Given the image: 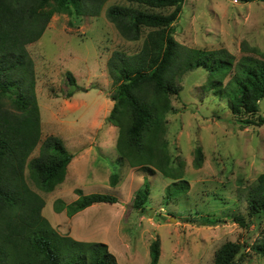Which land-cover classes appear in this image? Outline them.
<instances>
[{
  "label": "rangeland",
  "instance_id": "obj_1",
  "mask_svg": "<svg viewBox=\"0 0 264 264\" xmlns=\"http://www.w3.org/2000/svg\"><path fill=\"white\" fill-rule=\"evenodd\" d=\"M112 6L130 4L109 0L94 17L74 11L56 13L43 37L28 46L36 69L40 134L22 137L19 160L29 203L24 217L33 220L29 208L34 206L37 218L45 217L59 234L105 244L119 264H151L150 247L158 239L159 264H215L217 251L228 242L243 246L235 264H264V258L251 249L264 240V215L251 217L247 201L249 190L264 172V126L242 124L245 117L234 116L225 99L205 91V70L183 75L180 95L172 98L175 112L168 115L170 154L186 163L190 190L175 192L169 200L166 189L172 180L119 165L118 129L108 122L114 86L107 63L117 52L138 53L145 36L140 41L126 40L107 17ZM174 27V38L183 48L225 49L237 60L252 53H246L244 46L264 54L261 2L185 0ZM259 116L264 118V100ZM49 137L60 138L76 156L65 182L44 193L30 181L28 164ZM198 148L205 158L200 169L194 167ZM72 168L80 170L79 179L76 172L69 173ZM113 175L119 178L116 186H111ZM143 185L150 187V197L141 212L133 203ZM78 189L87 195H112L119 202L89 207L74 221L67 212H55V202L72 203L78 199ZM236 216L249 225L235 222Z\"/></svg>",
  "mask_w": 264,
  "mask_h": 264
},
{
  "label": "trees",
  "instance_id": "obj_2",
  "mask_svg": "<svg viewBox=\"0 0 264 264\" xmlns=\"http://www.w3.org/2000/svg\"><path fill=\"white\" fill-rule=\"evenodd\" d=\"M108 1L0 0V264H119L107 245L59 234L45 217L37 218L34 206L29 208L33 220L24 217L29 206L27 180L19 160L23 134H40L36 69L28 46L43 37L54 14L74 11L78 16H99ZM126 1L130 6L110 7L108 19L126 40L145 38L138 53L117 52L107 63L114 86V107L108 122L118 129L119 165L127 164L149 176L160 173L172 180L173 185L166 189L171 200L175 192L190 190L185 180L186 163L173 160L167 138L168 115L175 112L172 98L180 95V79L189 71L205 70V91L225 99L234 116L245 117L242 124L264 126V118L257 117L264 100V54L244 46L246 53H252L237 60L225 49L183 48L174 38V25L185 0ZM67 75L74 83L72 74ZM74 157L60 138H47L39 155L28 164L30 181L41 192H54L65 182ZM195 157L194 167L202 168L205 158L201 148ZM118 180L113 175L111 186ZM75 193L78 199L70 204L57 200L55 212L66 211L73 217L95 204L119 202L108 194L87 195L80 189ZM149 197L150 187L143 185L135 193L133 208L145 211ZM247 201L251 217L264 215V172L249 190ZM234 221L243 227L249 225L242 216ZM242 249L238 243L224 244L215 255V264H235ZM251 249L264 258V240ZM160 255L158 239L150 247L151 264H159Z\"/></svg>",
  "mask_w": 264,
  "mask_h": 264
},
{
  "label": "crops",
  "instance_id": "obj_3",
  "mask_svg": "<svg viewBox=\"0 0 264 264\" xmlns=\"http://www.w3.org/2000/svg\"><path fill=\"white\" fill-rule=\"evenodd\" d=\"M75 156H76V155H75ZM74 158H75V157H74ZM73 160H74V159H73ZM72 163H73V161L71 162V164H72ZM71 164H70L69 166H71ZM71 171H72V172H71ZM71 171H70L69 173L76 172V173H77L76 178L78 177L77 179H79V177H80V175H79L80 170L78 171L76 168H72ZM96 205H99V204H95V205H93V206H96ZM93 206H91V207H93ZM64 212H66V211H64ZM64 212H62V213H64ZM81 213H82V212H80V213L76 214L75 216L71 217V220L74 221V220H75V217L78 216V215L81 214ZM75 232H76L78 235H80V230H79L78 228L75 229ZM69 233L73 235L72 230L69 231Z\"/></svg>",
  "mask_w": 264,
  "mask_h": 264
},
{
  "label": "water",
  "instance_id": "obj_4",
  "mask_svg": "<svg viewBox=\"0 0 264 264\" xmlns=\"http://www.w3.org/2000/svg\"><path fill=\"white\" fill-rule=\"evenodd\" d=\"M153 213V212H152ZM174 220H176L175 218H173Z\"/></svg>",
  "mask_w": 264,
  "mask_h": 264
}]
</instances>
